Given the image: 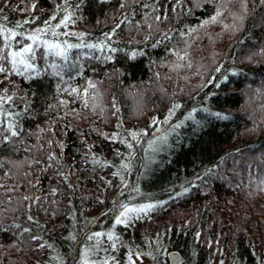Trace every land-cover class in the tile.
Masks as SVG:
<instances>
[{
  "label": "trees",
  "instance_id": "trees-1",
  "mask_svg": "<svg viewBox=\"0 0 264 264\" xmlns=\"http://www.w3.org/2000/svg\"><path fill=\"white\" fill-rule=\"evenodd\" d=\"M45 21L98 47L0 61V264H264V0H0Z\"/></svg>",
  "mask_w": 264,
  "mask_h": 264
},
{
  "label": "snow or ice",
  "instance_id": "snow-or-ice-1",
  "mask_svg": "<svg viewBox=\"0 0 264 264\" xmlns=\"http://www.w3.org/2000/svg\"><path fill=\"white\" fill-rule=\"evenodd\" d=\"M7 19V17H5ZM52 19H55L53 17ZM215 17H213V20ZM67 20L68 17H65L62 19L59 24H57L55 27L59 28L61 25L64 27H67ZM32 21H24L25 24L30 23ZM22 24L17 23L15 25V28H21ZM51 35L54 39H48L47 37ZM60 35H69V33H57L51 26L49 21H45V27L44 28H36L34 31H32L29 34H25L24 32H18L14 30L13 28H9L4 25H0V37H3L4 40V48L10 49L12 47V41L16 40L17 43L22 44V46L15 51H8L7 53H4L2 49H0V61H7L11 64V70L18 75H23L25 73H30L35 71V59L37 50L40 48H43V54L42 59H47L49 56L58 57L61 60L67 62L69 59V52L72 49H78L87 47L89 49L97 48V45L94 44H72L69 43L67 40L60 41L59 36ZM75 35V34H72ZM19 37V40L17 38ZM23 41H30V43H23ZM111 51H116V49H111ZM136 54L134 53L133 56ZM110 59V57H109ZM8 70L0 64V73H6ZM91 86V85H90ZM75 91V90H73ZM10 99V98H9ZM3 103L2 98H0V104ZM175 107H179V105H176ZM218 118H220L219 113L216 114ZM227 118V117H223ZM179 127V125H177ZM8 130L11 132L12 136H17L18 132L14 130V125L9 123ZM133 138L137 136L136 133L132 134ZM129 148H132L133 145L131 143H128L127 145ZM115 175V173H114ZM123 211L120 212V215L116 217V224L125 223L128 219H130L131 213H147L149 210H151L154 205L147 204V205H140L139 207H128L127 205H122ZM121 217H124L122 220ZM31 219V218H29ZM25 231H28L25 229ZM96 236L103 235L102 233H96ZM108 238L112 239V234L108 233ZM93 237L89 236L88 239L91 240ZM114 246V245H113ZM129 260L131 261V257L129 256Z\"/></svg>",
  "mask_w": 264,
  "mask_h": 264
},
{
  "label": "rangeland",
  "instance_id": "rangeland-1",
  "mask_svg": "<svg viewBox=\"0 0 264 264\" xmlns=\"http://www.w3.org/2000/svg\"><path fill=\"white\" fill-rule=\"evenodd\" d=\"M170 123V117H167L161 124H160V129L159 131H161L162 129H164L167 125H169ZM121 219H124V217H121ZM116 221V219H115ZM114 221V222H115ZM99 233V232H98ZM108 233H111V229L108 230V232L106 233V235ZM96 234V233H95ZM93 238H95V240H97L99 238V236H96L94 234L90 235ZM81 256L79 257L78 261L74 264H96L95 262H91L90 260H88L87 258V254L85 250H81ZM129 256L131 257V261L129 260ZM125 264H155L154 263V258L152 257L151 254H148L146 252H136L134 250H130Z\"/></svg>",
  "mask_w": 264,
  "mask_h": 264
},
{
  "label": "water",
  "instance_id": "water-1",
  "mask_svg": "<svg viewBox=\"0 0 264 264\" xmlns=\"http://www.w3.org/2000/svg\"><path fill=\"white\" fill-rule=\"evenodd\" d=\"M182 261H183L182 258L176 252L170 253L168 255L169 264H180Z\"/></svg>",
  "mask_w": 264,
  "mask_h": 264
}]
</instances>
